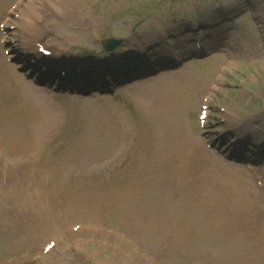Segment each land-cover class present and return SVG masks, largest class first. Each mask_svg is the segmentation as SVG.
Masks as SVG:
<instances>
[{
	"label": "rangeland",
	"instance_id": "rangeland-1",
	"mask_svg": "<svg viewBox=\"0 0 264 264\" xmlns=\"http://www.w3.org/2000/svg\"><path fill=\"white\" fill-rule=\"evenodd\" d=\"M192 1L198 2L200 9H204L203 17H192L194 8ZM11 3L12 0H7L0 4V20L4 16L5 9ZM213 5L218 6L220 10L212 12ZM43 7L49 9L48 11L53 16L49 17L47 15L50 23L46 21L43 24L39 23V27L52 37L51 43L53 45L64 46L70 53L82 55L85 52H89L100 55L101 48L98 41L105 37L114 36L124 40L123 43L114 49V52L131 51L141 58L146 56L144 53L148 52L153 53V58H156L163 54L164 41H166L167 44L176 50L180 61L178 74L171 76L168 73H161L162 75L147 81L145 83L147 87L141 92L136 93L127 89L126 87L129 85L127 84L123 88L119 87L120 89L117 91L116 96L107 100V103L101 105L94 103L78 107L79 118L105 115L106 118L102 120L97 136L103 132V126L108 124L111 128L109 130L111 137L115 139V142L108 146L107 151L103 152L101 149L93 153H87L85 154L86 157L90 154L92 155L88 158H83V153L72 151L70 155L80 168L85 165L86 161L102 159L115 149L118 140H116V134L113 131L115 130L119 133L121 107L128 110L127 106L136 111L137 114L133 115L135 117V125L138 128L141 127L143 120L154 124L152 128L160 136V156L165 157L166 154L173 153L176 157L169 169L171 175L176 173L181 176L174 169L178 165L177 156L183 151H188L190 153L188 156L193 158L199 165L207 164L208 150L206 149L207 153L201 150L203 149V144L198 134L197 105L200 97L205 95L206 88L211 83L218 68L228 64L225 63L226 59L223 53L227 46V40L230 37L235 38V36L237 38L243 36V41L240 47L236 48V51H238L237 57L228 64L229 71H224L222 79L219 80V86L216 84L217 87H213L214 92L208 98L210 106L214 105L218 109L215 113L210 111L209 125H217L218 120H214L217 117L226 121L224 125L236 123L239 118L243 121L250 118L251 120L244 122L240 129H236L235 126L236 130L234 132L249 131L250 133H255L257 138L264 139V0H26L18 6L16 13L18 15L21 11L19 13L20 18H28L27 20L22 18L21 21L12 19L14 27L18 28L21 24L28 22L30 20L29 14H31V19L34 23L38 22L40 16L34 13H43ZM175 17H188L192 22L201 20V25L206 23L201 32L204 35L203 47L208 54L205 55L203 53L202 59L191 57V35L183 28H179L180 26L176 22L180 21ZM171 19H175V21L172 22ZM59 23L61 24L60 29L56 26ZM164 23L168 25L167 32H165L167 26ZM28 26V23L25 24V27ZM207 27H210L212 31L206 30ZM212 32H214L213 35L209 34ZM210 37H214L213 40ZM155 42L159 45H154ZM175 44L188 47L179 51ZM137 48H142L147 50V52L141 50L136 52ZM113 61H115V58ZM130 62L127 61V63ZM5 74V62L1 58L0 50V78L2 80L3 78H9L11 75ZM17 76L20 77L18 73ZM10 89L12 91L8 93L2 92L8 98L6 101H10L18 108H26L27 110H33L34 113L37 112L39 115L37 126L44 125V127H47L50 123L45 124V117H55L58 113L56 110L58 108L62 110L60 99L41 101L33 99L31 96L23 95L16 91L14 86L10 87ZM180 91L183 92L180 93ZM155 99L160 101V107L155 109L156 111L153 109L149 110V102L152 101L154 104ZM162 106L167 111L171 109L174 115L162 118L165 121L150 120L149 116H162L157 112L160 109L162 110ZM112 107H115L114 115L107 117ZM250 110L251 112H249ZM253 112L255 114H252ZM213 115L214 117H212ZM2 120L3 117H1ZM82 123L83 121L73 126L69 132L72 133L79 130ZM218 129V127H213L207 128L206 131L212 133ZM60 135L49 146L47 151V158L53 161L60 159L61 155L67 159L71 150V147L64 143L66 135L62 134V131ZM195 138H197L198 143H196ZM86 143L91 144L93 140L89 138ZM25 151L23 149L15 151L7 149L8 153H0V166L1 163L2 165L5 163L7 158L20 156ZM221 160L220 157H216V159L212 160V164L217 166ZM55 163L59 162L56 161ZM225 163L228 167L226 169L233 171L234 174H239L240 172L246 174L248 182L252 185V194L237 192L241 188L230 181L232 183V191L228 189L223 191L229 193L228 197L218 195V199L222 201L220 206L222 209L224 208V217H221L219 219L221 222L218 220L216 225V228L219 225L220 233L215 230L216 228H213L209 231L210 234L207 237L204 236V240L199 243L200 248L208 249L206 254H204L203 248L198 251L199 254L191 251L184 254V250L177 248L173 240H167V243L164 242L165 248H162V240L159 241L158 236L156 237L158 244L153 242L148 236V238L138 236L134 230V224H129L128 226L126 224L128 219H122L116 212H135L136 209H142L141 205L136 206V209L129 208L128 205L124 204H112L109 206L107 203L108 199H103L100 195V193H105L106 190H101L98 187L99 182L102 180V183L107 182V180H113L122 188L125 185L124 176L110 177L103 171L81 174L82 170L79 169L76 174L63 182L60 172L55 171V173L50 175L49 183L46 186L47 192L43 195L44 197H50L49 204L45 208L50 211V214H48L44 208L41 209L37 205L30 206L28 203L21 202L19 198L17 199V196L24 197L21 194V190L18 191V194L9 195L6 184L12 180V177L9 174L6 177L0 175V178L2 177L4 180L0 182V189H4V193L0 194V209L4 210L0 214V259L17 257L25 251L34 249L35 247L32 244L38 239H34L33 235L35 234L39 238L43 234L48 233V231L38 232L36 229L37 225L44 230L50 228L51 224L56 223L55 226L49 229L51 231L52 228H66L67 225L75 222H97L98 225H107L118 229L122 233L124 232L131 239L127 240L130 246L118 238L112 239V242L106 246L103 244H85V240H88V238L81 239L73 244V247H75L73 255L79 258L75 264H144L143 260L133 253L134 249L131 247L133 241L140 248L146 247L149 249L147 251L159 254L160 264H178V262L182 264L178 256L185 258L190 263L226 264L227 261L224 262L226 260L224 256L220 254L218 259L216 257L217 252L215 253L212 248V246L215 247V243L217 245L218 241L222 242L218 243L219 249L222 251L226 250L228 253H226L227 257L233 259L235 257V261L238 263L264 264V196L260 191L256 190L251 176L242 166ZM44 165H50V163H46L41 159L31 168L36 171L32 178L41 176ZM25 169L23 167V170ZM170 173L165 172L166 175ZM159 177L160 174H158L155 181ZM221 177L223 181H229L228 178H225V175H221ZM243 179H245L244 176ZM87 180L90 181L88 191L76 187L78 183V185H83L84 181ZM24 181L27 182L28 178H24ZM168 181L170 183L173 181L170 186L166 185ZM168 181H163L159 188H151L155 189V193L163 205L172 206L173 204L181 203L179 200L176 202L171 201L169 192L171 189L176 190L180 197H184L187 194L190 195L193 192L199 199H206V194L203 195V189H198L203 187L205 183L203 179H197L196 185L190 190L184 189L185 181L184 183L181 182V184L178 183L179 180L177 178H172V181L168 179ZM222 182L221 184L223 185ZM238 183L242 186L241 182L238 181ZM111 188L117 189V187ZM139 191L144 193L141 195H145L148 191L147 185L143 186ZM75 194L81 196H74ZM91 197H94V199ZM163 197L165 200H162ZM14 199L17 200L13 201ZM90 200V209L82 212L81 206L84 202ZM18 202L23 204V206L19 208ZM12 203L15 208H13ZM183 204L181 203V206ZM26 207L31 212V216H27V218L34 222L37 221L36 224L32 229L26 227L27 223H23L25 225H21L20 228H15L12 223L13 219L20 215L24 216L22 212L27 209ZM40 207H42L41 204ZM35 209L36 212L33 213ZM41 211L45 212V214H41ZM193 214L197 217L195 209H193ZM46 219L49 220L47 221ZM2 223L9 224L10 227L5 229L1 227ZM15 229L16 231H14ZM212 242H215L212 246L208 245ZM69 258H73V256L67 252L63 256L64 261L60 264H72L71 261H67Z\"/></svg>",
	"mask_w": 264,
	"mask_h": 264
},
{
	"label": "bare ground",
	"instance_id": "bare-ground-1",
	"mask_svg": "<svg viewBox=\"0 0 264 264\" xmlns=\"http://www.w3.org/2000/svg\"><path fill=\"white\" fill-rule=\"evenodd\" d=\"M9 66H10V68L12 67L11 64L8 65V67ZM25 86L24 85L22 86L23 90L24 89L27 90V88ZM127 87H128L127 89H131V90H139V89L143 90V89H145L146 86H145V83L141 84V83L135 82V83H132L131 85H129ZM29 91L36 93V94L38 93V92H34L30 89H29ZM182 92L183 91H180V93H182ZM41 96H43V95H41ZM155 100L156 101L154 102V104L159 103L158 99H155ZM166 114L167 115H174L171 109H169L166 112ZM165 166H166V162L162 165L161 168H163ZM209 194H210V192H209ZM211 197L213 198V196H211ZM125 198L126 197H124V196H120L119 198L115 199V203L117 201L123 202ZM132 198L136 203L141 205L142 209H136L138 207V205L135 204L133 200L131 203H128L127 205L129 208H135L136 209L135 212L139 218H142V216H144V218H142V220H143L145 226L152 232L150 235H153V233L155 232V228H156V224H157V218H158L159 214L162 215V217H160L161 222L164 224L166 222L165 226H162L161 228H159V234L163 235L164 237L173 235V232H174L173 225L174 224L181 225L183 221L186 222V228L191 231V234L199 233L200 231L203 230L204 226L208 225V222L204 217H202V219H201L198 216V214H197V217L194 216V214H193L194 208L189 204V202H187L185 204L188 207V208H184L185 216H186L185 217L180 210H176L174 208H167L165 211L156 212L157 202L155 200V194L153 192H151L150 198H148V199H147L146 194L143 196H133ZM46 201L47 200H44V202H46ZM87 209H89V207L85 206L84 210H87ZM196 209L200 212V210L204 211L205 207L201 204H198ZM196 213H197V211H196ZM136 229L138 231H141V229H138V228H136ZM179 230L181 231L180 234L182 236V234L184 233L183 232L184 230L183 229H179ZM175 236H177V235H175ZM200 237H201V235H191V236L181 237L180 240L176 238V239H173V243L176 245L185 244V245H187V247L194 248L199 244V241L200 242L203 241V240H200ZM150 238H152V237H150ZM194 249H197V248H194Z\"/></svg>",
	"mask_w": 264,
	"mask_h": 264
}]
</instances>
